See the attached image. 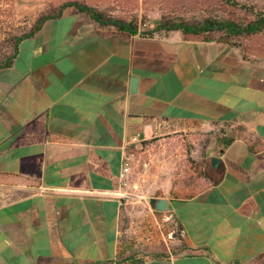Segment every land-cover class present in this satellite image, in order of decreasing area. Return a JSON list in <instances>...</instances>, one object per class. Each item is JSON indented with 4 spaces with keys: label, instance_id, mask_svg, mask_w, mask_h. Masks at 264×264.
I'll use <instances>...</instances> for the list:
<instances>
[{
    "label": "crops",
    "instance_id": "obj_1",
    "mask_svg": "<svg viewBox=\"0 0 264 264\" xmlns=\"http://www.w3.org/2000/svg\"><path fill=\"white\" fill-rule=\"evenodd\" d=\"M159 23L125 36L68 6L0 69V264H264V42L142 33ZM153 139L188 140L202 173L159 152L136 175L155 195L126 201L124 159Z\"/></svg>",
    "mask_w": 264,
    "mask_h": 264
},
{
    "label": "rangeland",
    "instance_id": "obj_2",
    "mask_svg": "<svg viewBox=\"0 0 264 264\" xmlns=\"http://www.w3.org/2000/svg\"><path fill=\"white\" fill-rule=\"evenodd\" d=\"M36 1L38 5V10L36 16L23 13V10L17 12V7L23 4V0H0V61L5 55H8L12 50V43L10 38L15 35H20L28 31L34 24L36 18L39 17L41 13L48 10L50 6H44L45 0H32ZM245 2H253L264 6V0H240ZM227 4L225 0L221 2L214 0H132V9L130 8L131 15L138 18L139 24L143 26L151 25L157 21H161L162 12H173L176 14H181L185 17H198L205 15L210 10L214 13L222 14L226 13L224 6ZM43 7V10H40ZM45 7V8H44ZM235 43H254V41L263 43L264 42V32L253 38H234ZM220 130L213 131L214 138L219 136ZM196 146L189 144L188 140H181L179 146H175L172 151L169 149L173 148L172 144H163L157 142V139L152 141L143 142L142 145L137 148L138 154L137 158L132 159V171L125 184H123V190L128 193L125 195L126 201L137 199L150 198L155 195L154 184L146 177L136 176L140 169L147 167L144 163L151 161L152 159H157V154L168 153L170 154V159L172 154L177 155L180 165V173L185 175L187 178L188 174L190 177H195L202 173V168L200 163L194 162L191 159L189 153ZM154 165L153 170L156 169V160L154 162H149ZM150 165L148 168H150ZM143 172V171H142ZM168 173H166V176Z\"/></svg>",
    "mask_w": 264,
    "mask_h": 264
},
{
    "label": "trees",
    "instance_id": "obj_3",
    "mask_svg": "<svg viewBox=\"0 0 264 264\" xmlns=\"http://www.w3.org/2000/svg\"><path fill=\"white\" fill-rule=\"evenodd\" d=\"M215 2L221 0H214ZM226 13L218 14L210 10L198 17H185L173 12H162L160 23L152 31H143L144 35H153L162 31L181 30L189 37L204 41L232 42L234 38H253L264 32V6L240 0H225ZM68 6H75L89 14L101 26L113 27L118 34L130 36L140 32L137 17L124 18L109 15L101 9L79 0H69L58 6H52L36 18L33 26L26 32L10 38L12 50L0 61V69L14 64L22 40L33 36L45 22L60 17ZM264 258V256H263Z\"/></svg>",
    "mask_w": 264,
    "mask_h": 264
},
{
    "label": "built area",
    "instance_id": "obj_4",
    "mask_svg": "<svg viewBox=\"0 0 264 264\" xmlns=\"http://www.w3.org/2000/svg\"><path fill=\"white\" fill-rule=\"evenodd\" d=\"M139 140L140 139L138 136L133 137L134 142L139 141ZM132 168H133L132 159L128 156V157H126V159H124V162L122 164V169H121L122 185L126 183L128 177H129V174L132 171ZM150 239H152V238L151 237L147 238V240H150Z\"/></svg>",
    "mask_w": 264,
    "mask_h": 264
},
{
    "label": "water",
    "instance_id": "obj_5",
    "mask_svg": "<svg viewBox=\"0 0 264 264\" xmlns=\"http://www.w3.org/2000/svg\"><path fill=\"white\" fill-rule=\"evenodd\" d=\"M167 205H168V201H167V200H165V199H160V200L158 201L157 208H158V209H161V210H164V209L167 208Z\"/></svg>",
    "mask_w": 264,
    "mask_h": 264
}]
</instances>
